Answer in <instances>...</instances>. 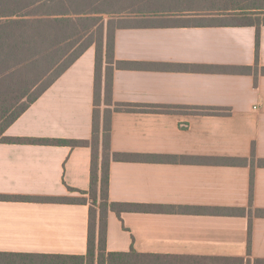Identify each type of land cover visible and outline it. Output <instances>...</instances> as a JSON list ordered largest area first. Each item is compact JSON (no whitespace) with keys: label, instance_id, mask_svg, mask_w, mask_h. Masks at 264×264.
Segmentation results:
<instances>
[{"label":"crops","instance_id":"0c3cea01","mask_svg":"<svg viewBox=\"0 0 264 264\" xmlns=\"http://www.w3.org/2000/svg\"><path fill=\"white\" fill-rule=\"evenodd\" d=\"M255 35L253 27L116 30L115 60L144 67L114 70L113 102L230 114L116 112L112 152L249 159L253 148L255 161L251 199L249 164L111 162L110 202L181 211L109 212L108 252L133 249L229 264L248 256L264 260V164L258 165L264 162V75L259 70L255 83L253 74L239 71L254 66ZM258 63L264 68V26ZM94 70L90 47L7 129L6 137L89 140ZM90 170L87 147L0 143V197L29 199L0 198V253L85 255ZM78 197L86 203L43 200Z\"/></svg>","mask_w":264,"mask_h":264},{"label":"trees","instance_id":"16d2710c","mask_svg":"<svg viewBox=\"0 0 264 264\" xmlns=\"http://www.w3.org/2000/svg\"><path fill=\"white\" fill-rule=\"evenodd\" d=\"M146 1V0H144ZM189 0H179L184 6ZM114 0H0V143L33 144L46 146L87 147L91 150L90 188L86 192L89 201L87 251L85 255H38L24 253H0V264H229L227 259H197L185 257L139 254L129 252H108L106 250V223L109 212L120 215L124 212H174L163 206L113 203L108 198V173L111 162H151V163H211L228 166L251 167L250 199L253 187V148L249 159L193 158L169 155H138L111 151V119L116 112H143L171 114L189 111L199 115L227 116L225 109H181L169 106H147L115 103L112 98V77L114 70L141 69L143 64L117 61L114 58V36L118 29L141 27L198 28V27H253L255 29L254 66L242 67V74H253L255 83L259 67V32L264 26V10L256 8L232 7L213 10L216 13L193 14V10L153 12L147 15L119 17ZM185 7V6H184ZM231 10L234 13H223ZM109 19L104 28L99 15ZM120 24L110 29L111 22ZM101 23V24H100ZM99 28L98 43H95V70L91 137L89 140L59 139H13L6 137L7 129L38 98L94 45L87 42L67 56L70 48L88 34ZM105 64L102 86V66ZM150 67V65H146ZM104 105V109L101 106ZM259 162L258 165H263ZM71 191V189H69ZM85 194V193H84ZM5 200H29L27 198L0 197ZM49 202L86 203L85 199L66 200L45 198ZM228 210H224L226 212ZM234 263L264 264V260H233Z\"/></svg>","mask_w":264,"mask_h":264},{"label":"rangeland","instance_id":"374dc122","mask_svg":"<svg viewBox=\"0 0 264 264\" xmlns=\"http://www.w3.org/2000/svg\"><path fill=\"white\" fill-rule=\"evenodd\" d=\"M116 5L107 7V8H100L109 10L116 9L115 12H119V17H126L128 15H147L153 14V12H162L158 15H163L164 12L169 11H179L181 9H188L193 10L196 13L193 14H210L216 13L213 10H222V9H229L232 7H243V8H252L255 6L256 8H260L264 10V0H189L184 6H181L179 0H114ZM223 13H234L231 10L223 12ZM99 17L103 18L101 23H103L104 28L106 27L107 21L109 19H116L119 17L113 16L109 17L106 14L99 15ZM100 23V24H101ZM120 23L116 21V23L109 24L110 29L119 25ZM99 28H93L91 34H88L79 42L74 44L72 48H70L67 56L70 58L75 51L80 49L84 46L87 42H93L94 45L92 46L95 48V43L99 42L100 34L97 32ZM101 109H104V105L101 106ZM80 199V197H78Z\"/></svg>","mask_w":264,"mask_h":264}]
</instances>
